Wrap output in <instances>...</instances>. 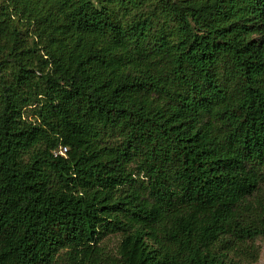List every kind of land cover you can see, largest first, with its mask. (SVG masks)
Returning <instances> with one entry per match:
<instances>
[{
    "label": "trees",
    "instance_id": "obj_1",
    "mask_svg": "<svg viewBox=\"0 0 264 264\" xmlns=\"http://www.w3.org/2000/svg\"><path fill=\"white\" fill-rule=\"evenodd\" d=\"M259 238L264 0H0V264H249Z\"/></svg>",
    "mask_w": 264,
    "mask_h": 264
},
{
    "label": "rangeland",
    "instance_id": "obj_2",
    "mask_svg": "<svg viewBox=\"0 0 264 264\" xmlns=\"http://www.w3.org/2000/svg\"><path fill=\"white\" fill-rule=\"evenodd\" d=\"M31 111L26 110L25 116L30 114ZM31 116V115H29ZM120 242V237L118 234H109L105 236L98 244V246L102 249L104 254L109 257H115L117 255V248ZM257 244L259 245V256L255 262L249 264H264V238L257 239ZM59 264H68L65 261V258L59 261Z\"/></svg>",
    "mask_w": 264,
    "mask_h": 264
},
{
    "label": "built area",
    "instance_id": "obj_3",
    "mask_svg": "<svg viewBox=\"0 0 264 264\" xmlns=\"http://www.w3.org/2000/svg\"><path fill=\"white\" fill-rule=\"evenodd\" d=\"M65 150H66V149H65V147H64V148H62L59 152L63 154Z\"/></svg>",
    "mask_w": 264,
    "mask_h": 264
}]
</instances>
